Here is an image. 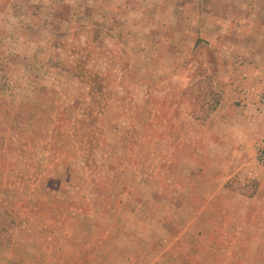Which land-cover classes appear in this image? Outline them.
<instances>
[{
  "label": "rangeland",
  "instance_id": "obj_1",
  "mask_svg": "<svg viewBox=\"0 0 264 264\" xmlns=\"http://www.w3.org/2000/svg\"><path fill=\"white\" fill-rule=\"evenodd\" d=\"M262 16L264 0H0V264H203L162 251L188 209L161 200L187 182L179 157L211 163L192 160L186 130L221 101L226 37ZM254 146L259 173L264 139ZM254 179L234 193H256ZM227 210L199 222L217 232L216 264L264 260V220L255 235L239 230L246 204Z\"/></svg>",
  "mask_w": 264,
  "mask_h": 264
},
{
  "label": "crops",
  "instance_id": "obj_2",
  "mask_svg": "<svg viewBox=\"0 0 264 264\" xmlns=\"http://www.w3.org/2000/svg\"><path fill=\"white\" fill-rule=\"evenodd\" d=\"M236 21L247 22L241 19H236ZM250 21L252 20L249 19L248 22ZM239 25L241 26L237 25L239 27L238 38L235 37V40L232 38L230 41L231 38L227 36L226 52L216 53L219 62L218 68L213 72L215 79L212 88L221 92V101L215 102V110L209 115L189 123L186 130V134L193 138V142H190L193 143V147H188L189 153L194 155L192 160L202 158L211 163L187 161L182 156L183 151L179 149L178 155L182 156L179 157V161L185 163L177 165V177L186 179L187 182L181 184L183 187L171 190L175 191L177 198L173 197L172 199L166 194L162 196L161 200L173 204L181 203L183 205L181 208L188 209L182 218L185 229L174 234L171 242L162 251H166L167 247L174 251L185 249V254L189 255L190 259L203 261L201 262L203 264L207 263L204 260L206 257H209L208 264H216L218 250L215 245L217 232L212 228L203 231L199 225V222L203 224V219L212 220L225 217L227 208L233 209L236 203H244L246 204V210L243 213L244 222L239 230H251V233L255 235L260 234L263 230L264 168L257 173L258 170L254 166L256 154L254 145L255 141L264 139V16L257 17L256 26L247 23ZM198 142H202L201 147ZM204 143L207 147L206 150H204ZM217 148H223L221 153L216 150ZM230 148L233 150L230 151ZM235 152H248L251 159L241 166L239 158L238 165L233 159H226V157H235ZM216 155H224V157L226 155V157L224 161L220 160L214 165L215 161L210 158ZM201 172H209L213 179L210 181L203 179ZM239 172H243V176L247 175L242 177V180L245 179L242 183H238L236 180ZM249 175L256 179L258 191L254 194L249 192L250 195L234 193L236 191L233 188L236 186L244 185L245 188L253 186L246 182ZM199 189L202 190L201 195L196 194ZM226 194L230 197L234 194L236 196L230 199L225 196ZM222 204H224L223 207ZM216 205L219 206L215 210ZM175 210L173 209L171 212V220H175V216L178 218ZM161 213H163L162 216H150L154 225L160 226L167 218L166 210H162ZM237 216L235 214L234 217ZM160 217L164 218L162 222ZM154 218L157 221L154 222ZM188 234H192L195 238L193 243L188 242ZM246 245L244 244V247ZM201 250H205L202 255L199 254ZM82 261L84 262V260ZM82 261L79 264H84ZM161 262L162 264H173L171 259L169 261L163 259ZM131 263L139 262L129 260V264ZM145 263L156 264L159 263V260H146ZM119 264L127 263L119 262ZM255 264H264V260Z\"/></svg>",
  "mask_w": 264,
  "mask_h": 264
},
{
  "label": "built area",
  "instance_id": "obj_3",
  "mask_svg": "<svg viewBox=\"0 0 264 264\" xmlns=\"http://www.w3.org/2000/svg\"><path fill=\"white\" fill-rule=\"evenodd\" d=\"M260 159H261V162L264 163V146L261 148L260 150Z\"/></svg>",
  "mask_w": 264,
  "mask_h": 264
}]
</instances>
